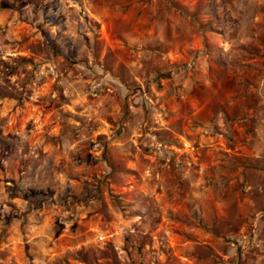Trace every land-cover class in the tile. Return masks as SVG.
Wrapping results in <instances>:
<instances>
[{
	"label": "rangeland",
	"instance_id": "rangeland-1",
	"mask_svg": "<svg viewBox=\"0 0 264 264\" xmlns=\"http://www.w3.org/2000/svg\"><path fill=\"white\" fill-rule=\"evenodd\" d=\"M261 211L264 0H0V264H264Z\"/></svg>",
	"mask_w": 264,
	"mask_h": 264
},
{
	"label": "built area",
	"instance_id": "built-area-1",
	"mask_svg": "<svg viewBox=\"0 0 264 264\" xmlns=\"http://www.w3.org/2000/svg\"><path fill=\"white\" fill-rule=\"evenodd\" d=\"M193 64V61H191L190 63H188L187 65H186V67L189 69V68H191V65ZM264 214V211H261L260 213H258V215L257 216H262Z\"/></svg>",
	"mask_w": 264,
	"mask_h": 264
}]
</instances>
